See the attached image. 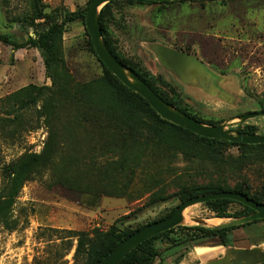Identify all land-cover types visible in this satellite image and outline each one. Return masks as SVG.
Returning <instances> with one entry per match:
<instances>
[{"label": "rangeland", "instance_id": "obj_1", "mask_svg": "<svg viewBox=\"0 0 264 264\" xmlns=\"http://www.w3.org/2000/svg\"><path fill=\"white\" fill-rule=\"evenodd\" d=\"M86 1L0 0V34L7 35L10 41H22L28 35L34 36L31 20L34 6L44 11L59 5L75 10L85 6ZM195 1L168 6L163 14L168 28L154 23L152 4L115 3L108 22L109 34L122 55L141 61L154 76L170 82L178 93V101L191 113L220 123L231 122V127H235L240 114L261 110L257 99L264 97V0ZM180 14L182 19L175 21ZM194 19H199V24ZM42 21L34 19L33 23ZM87 39L79 20L70 22L62 36L65 64L76 83L101 74V66L88 49ZM154 39L195 54L227 76L229 95L202 99L189 94L188 87L156 59L149 44ZM50 82L36 48L14 49L0 41V184L1 167L23 153L40 152L50 134L58 141V152L62 150L53 156L46 169L22 187L14 206V214L20 220L17 228L10 231L0 227V264H75L76 239L69 231L93 227L105 230L114 223L130 227L144 224L180 202L174 193L182 185L216 181L227 175V171L209 165L196 166L180 154L167 156L161 152L150 158L149 148L144 158L148 157L149 164L143 161L130 181L117 179L108 167H103L107 159L115 158L102 145L108 140L107 132L86 121L79 122L74 117L75 107L65 105L45 113L42 98L36 104L19 107L20 98L14 96L15 91L30 83L50 86ZM80 111L79 107V114ZM245 124L254 125L256 133L264 134V116L249 118ZM67 141L81 148L80 156L93 146L96 165L101 168L89 169L87 160L82 162L77 154L69 152ZM228 152L236 154L237 150L230 147ZM241 175L253 179L258 193L264 196V164L243 170L229 183ZM124 191L125 194L119 195ZM241 208L238 203H230L228 212ZM213 215L207 205L196 203L184 209L182 224L196 225L202 221L211 226L232 219ZM229 239V245L220 244L216 238L168 249L164 244L160 254L165 264H208L237 249L256 248L264 254V222L234 228ZM195 246H206L208 251L204 253L203 248H198L197 253ZM78 261L82 262V258ZM254 264H264V260Z\"/></svg>", "mask_w": 264, "mask_h": 264}, {"label": "trees", "instance_id": "obj_2", "mask_svg": "<svg viewBox=\"0 0 264 264\" xmlns=\"http://www.w3.org/2000/svg\"><path fill=\"white\" fill-rule=\"evenodd\" d=\"M89 2L90 0H87L85 6L75 10L59 5L50 11H44L34 6L31 17L34 36L28 35L24 40L16 42L10 41L7 35L0 34V41L11 45L14 49L36 48L43 61L45 76L51 81L50 86H36L30 83L15 91L14 96L20 98L19 107L36 104L41 98L43 99L42 111L45 113H50L65 105L75 107L77 113L74 117L79 122L86 121L97 127L99 131L107 132L108 140H104L102 145L108 153H112L113 157L115 155V158L107 159L103 167H108L111 174L116 175L119 180L127 178L130 181L143 161L149 164L148 157L144 158L150 148V158L161 152L166 153L167 156L180 154L187 161L196 163V166L205 164L213 169L227 171V175L220 180L182 185L174 193L180 201L202 193L229 190L242 192L254 201L264 204V196L258 193L253 179L250 181L247 176L241 175L239 179L229 183V179L234 175L239 176L243 170L246 171L256 164H264V143H239L204 137L161 118L146 99L124 85L95 54L84 26L85 11ZM118 2L156 4L158 6L156 11L164 13L172 4L196 1L113 0L107 2L99 11L102 38L116 59L130 67L163 100L204 123H220V120L204 119L191 113L181 105V101H178L180 99H178V93L170 82L154 76L141 61L126 57L117 50L109 34L108 22L112 15V6ZM200 5L204 6L202 2ZM34 19H43V21L33 23ZM74 20H79L83 24L85 34L88 36V49L101 66V74L98 77L81 83L73 81L62 51L63 33L67 25ZM257 103L260 109H264V97L257 99ZM79 107L81 108L80 114L78 113ZM239 131L256 133V127L242 124ZM57 142L55 136L50 134L40 152L23 153L17 159L1 167L0 227L10 231L17 228L20 220L14 214L16 199L25 182L46 169L53 156L61 154L62 150L58 152ZM66 145L72 155L77 154L80 159L82 158V162L88 161L86 165L89 169L94 168L96 171L101 168L98 164L96 165L97 156L93 153V146L87 149L85 155L80 156L81 148H77L75 143L67 141ZM230 147H235L237 153H229ZM68 159L72 162L70 157ZM121 194H125V191L119 195ZM202 203L207 205L214 217L218 218H236L252 211L249 206L227 198L210 199ZM230 203H238L242 207L241 210L234 213L228 212ZM174 208L175 206L154 220L171 214ZM257 221L264 222V218L221 228L201 224H179L145 239L131 249L118 264H165L160 254L161 246L164 244L168 249L183 244L198 245L206 239L216 238L220 244L229 245L231 230ZM144 224L130 227L114 223L105 230L93 227L90 230L69 231L70 235L76 239L75 264H99L120 240ZM80 257L82 262L78 261Z\"/></svg>", "mask_w": 264, "mask_h": 264}, {"label": "water", "instance_id": "obj_3", "mask_svg": "<svg viewBox=\"0 0 264 264\" xmlns=\"http://www.w3.org/2000/svg\"><path fill=\"white\" fill-rule=\"evenodd\" d=\"M113 0H90L84 16V26L90 37L93 49L98 58L102 63L127 87L131 88L133 91L139 93L151 107L160 115L161 118L166 119L174 124L180 125L191 132L209 138L224 139L228 141H235L239 143H264V134L259 133H243L239 131V127L243 122L249 118L256 116H264V109L252 110L237 116V124L235 127H231V122L218 123V124H207L196 118L188 115L187 113L181 111L177 107L171 105L170 103L163 100L143 79H141L130 67L121 63L112 52L106 46L103 38L102 31L99 22V11L101 7ZM150 1H179V0H150ZM153 42V41H152ZM150 42V48L156 59L160 62L164 68L169 70L172 74L176 76L178 81L191 88L203 87L207 88L208 85L203 83V74L209 73L211 76H216L218 79L225 84L228 81V77L222 73L217 72L212 67L208 66L202 62L195 54L182 51L180 49H175L166 46L160 42L154 41ZM205 85V86H202ZM196 85V86H195ZM211 85L208 86L207 91L211 93L207 99L217 98L221 99L224 96L229 95L230 89H219L215 91ZM218 87V85H217ZM216 88V87H215ZM206 91V90H204ZM190 92V93H189ZM188 93L192 96H197L194 92L188 90ZM217 94V95H216ZM214 96V97H213ZM202 98V97H200ZM204 99V98H202ZM216 198H227L231 200L238 201L244 205L249 206L252 211L250 213L244 214L240 217L232 218L230 220L221 222L216 225H211L215 227H228L245 224L252 220L264 218V204L258 203L253 199L249 198L242 192L222 190L217 192L202 193L192 197H189L183 201H180L174 208L173 212L167 216L160 219L148 222L141 227L137 228L125 238L120 240L102 259L99 264H118V262L135 246L144 241L145 239L172 228L176 225L183 223V211L190 205L205 202L210 199ZM198 224L205 225L202 221ZM206 226V225H205ZM253 249H237L230 251L226 255H222L219 258L213 259L208 264H235L231 259L232 255H238L241 253H251L255 251ZM251 258L246 259L239 264H254L249 263Z\"/></svg>", "mask_w": 264, "mask_h": 264}, {"label": "crops", "instance_id": "obj_4", "mask_svg": "<svg viewBox=\"0 0 264 264\" xmlns=\"http://www.w3.org/2000/svg\"><path fill=\"white\" fill-rule=\"evenodd\" d=\"M152 5L155 6L154 10H152V17H153L154 23L156 25H159L160 27H164L165 26V27L168 28V26L166 25V22H165V18L163 17V14L166 13V11L164 13L163 12L158 13L156 11L158 6L156 4H152ZM158 16H160V18H158ZM182 16H183L182 14L178 15L177 19L174 18L175 21L181 20ZM157 19H159V20L157 21ZM199 21H200L199 19L198 20L197 19L193 20V22L196 23V24H199ZM154 41L159 42L161 40L154 39ZM162 44H164V43H162ZM164 45L171 47L170 44H168V43L164 44ZM203 76L204 77L202 79H203V83L205 85H208L211 88V85L214 84V86L216 87V88L212 87L213 90H214V93H216L215 91L217 90V88H219V89H225V88L229 89L230 88V85L223 84L222 81L220 79H218V77L216 78V76H211L209 73H205V74H203ZM205 85L202 84V86H205ZM217 85H218V87H217ZM208 86H207V88H203V87H201V85H200V87H198V86L194 87V85H192L191 88L188 87V90L191 91V92H194L199 97L207 99L208 97H211L210 96L211 93L209 92V90L207 91ZM204 90H206V91H204ZM194 248H195L194 250H196L197 253H198V250H197L198 248H201V249L203 248L204 249V253L208 251V248L206 246H195Z\"/></svg>", "mask_w": 264, "mask_h": 264}, {"label": "flooded vegetation", "instance_id": "obj_5", "mask_svg": "<svg viewBox=\"0 0 264 264\" xmlns=\"http://www.w3.org/2000/svg\"><path fill=\"white\" fill-rule=\"evenodd\" d=\"M251 258L252 260L249 261V263H258V262H263L264 260V254L260 253L259 251L255 250L252 251L251 253H241L238 255H232L231 259L235 264H239L240 262Z\"/></svg>", "mask_w": 264, "mask_h": 264}, {"label": "bare ground", "instance_id": "obj_6", "mask_svg": "<svg viewBox=\"0 0 264 264\" xmlns=\"http://www.w3.org/2000/svg\"><path fill=\"white\" fill-rule=\"evenodd\" d=\"M219 219V218H218ZM218 219H216V220H218ZM212 221H213V219H212ZM221 221V220H220ZM213 223V222H212ZM207 224H209V223H207ZM211 224V223H210Z\"/></svg>", "mask_w": 264, "mask_h": 264}]
</instances>
